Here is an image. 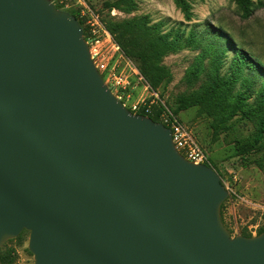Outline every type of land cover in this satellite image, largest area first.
I'll return each instance as SVG.
<instances>
[{"label":"water","instance_id":"obj_1","mask_svg":"<svg viewBox=\"0 0 264 264\" xmlns=\"http://www.w3.org/2000/svg\"><path fill=\"white\" fill-rule=\"evenodd\" d=\"M228 196L116 98L74 16L0 0V256L28 232L35 264H264V233L225 227Z\"/></svg>","mask_w":264,"mask_h":264},{"label":"rangeland","instance_id":"obj_2","mask_svg":"<svg viewBox=\"0 0 264 264\" xmlns=\"http://www.w3.org/2000/svg\"><path fill=\"white\" fill-rule=\"evenodd\" d=\"M82 1L99 14L107 29L109 23L135 24L128 33L129 49L134 48L138 40L148 44L153 52L156 39H163L159 57L151 61L167 69L172 82L164 83L155 91L142 74L140 62L127 57L109 31L124 57L120 59V71L124 68L135 71L131 81L138 88L131 93L126 108L130 109L143 96L147 103H153L151 111L154 113L166 106L205 150L212 168L228 191L223 215L231 236L236 238L248 233L257 237L264 227V134L261 141L256 142L260 121L244 113L258 110L261 115L260 110L264 109V6L258 7V3L264 4V0H250L253 14L247 20L242 18L241 7L235 0ZM54 2L59 10H76L77 0ZM215 30L224 36L223 41L216 36ZM237 50L246 54L250 61L240 60ZM217 56L220 57V77L232 85L233 102L245 94L246 107L225 124H218L201 107L176 114L179 97L200 88L211 74ZM199 63L204 73L190 87L186 76ZM29 237L28 232H23L7 244L6 249L14 252V264H35L28 249Z\"/></svg>","mask_w":264,"mask_h":264},{"label":"trees","instance_id":"obj_3","mask_svg":"<svg viewBox=\"0 0 264 264\" xmlns=\"http://www.w3.org/2000/svg\"><path fill=\"white\" fill-rule=\"evenodd\" d=\"M54 2V0H50ZM242 10V18L247 20L252 14V6L253 3L250 0H235ZM263 2L258 3V7H263ZM57 7V6H56ZM60 9L59 7H57ZM69 13L74 16L82 26L84 30V35L87 38L88 36V28L86 27L85 20L80 18V14L77 10L69 11ZM135 24L133 22H125V23H109L107 27L112 35L115 37L117 43L123 49L125 55L127 57H133L138 62H140V69L146 80L149 82L151 88L153 90H158L164 83L169 84L172 82V76L168 72L167 69L158 66L155 62L151 60L153 58L157 59L159 57V49L162 45L163 39H156L154 43V51L151 52L149 45L146 43H141L136 40L135 47L129 49L130 40L128 38V33L133 29ZM140 30L143 32L142 28ZM214 30V29H213ZM217 32V37L220 40H224V36L221 34L219 30H215ZM141 39V37H140ZM159 46V47H158ZM158 47V48H157ZM157 48V49H156ZM240 60L242 61H250L249 57L244 54L242 51L237 50ZM155 52V53H154ZM219 56L215 58V61L212 64L211 74L207 77L200 88L190 93H185L181 95L178 99V109L176 114L182 111H187L192 107H201L206 113L213 116L218 124H225L228 121L233 120L236 116L239 115L246 107L245 102L247 100L245 94L239 95L235 102H233L232 97V85L225 81L219 75L218 62ZM259 65V64H258ZM261 67V65H259ZM263 69V67H261ZM203 66L201 63L194 66L187 76L186 82L192 87L194 86L200 79L201 74L204 73ZM164 113V109L160 108L158 112L151 111L149 114L146 112H139L142 116L151 118L155 123H161L162 114ZM261 115L258 110H251L244 113V115L248 117L257 118L260 121V133L257 136L256 142L261 141L262 135L264 134V109L260 110ZM213 166V165H212ZM224 205L221 208V218L222 221L227 228L225 223L224 215H223ZM230 233H232L230 231ZM264 233V227L260 229L258 236ZM244 237L251 238L252 235L248 233L243 234ZM9 243V242H8ZM6 243L1 251V261L2 264H14V252L13 250H7Z\"/></svg>","mask_w":264,"mask_h":264},{"label":"built area","instance_id":"obj_4","mask_svg":"<svg viewBox=\"0 0 264 264\" xmlns=\"http://www.w3.org/2000/svg\"><path fill=\"white\" fill-rule=\"evenodd\" d=\"M52 3L56 6V2ZM61 3L64 4L65 2ZM74 8L79 12L80 18L85 20L88 28V36L86 38L84 35V39L98 74L110 90L111 88L116 89V91L111 90L112 93L127 107L126 103L130 100L131 93L138 88L137 84H133L131 81L135 71L127 68L120 71V59H124V57L99 14L89 8L82 0H77V5ZM149 89L147 87L146 90L149 91ZM151 94L153 97L156 96L153 91ZM146 101L147 99L143 96L138 102L130 106L129 111L140 116L142 115L138 114L139 112L149 114L153 103ZM161 121V124L172 131L174 146L187 161L194 165L213 167L205 150L166 106H164Z\"/></svg>","mask_w":264,"mask_h":264}]
</instances>
